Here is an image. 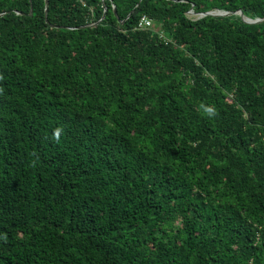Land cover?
Returning a JSON list of instances; mask_svg holds the SVG:
<instances>
[{
	"label": "trees",
	"instance_id": "trees-1",
	"mask_svg": "<svg viewBox=\"0 0 264 264\" xmlns=\"http://www.w3.org/2000/svg\"><path fill=\"white\" fill-rule=\"evenodd\" d=\"M0 14V264H264V0Z\"/></svg>",
	"mask_w": 264,
	"mask_h": 264
},
{
	"label": "water",
	"instance_id": "water-1",
	"mask_svg": "<svg viewBox=\"0 0 264 264\" xmlns=\"http://www.w3.org/2000/svg\"><path fill=\"white\" fill-rule=\"evenodd\" d=\"M47 9H48V0H45V14H47ZM189 13L194 15L192 9L189 10ZM31 14H32V7H30V11H29V15H31ZM231 14H239L241 16V18H243L244 21L250 22V23H256V22L262 21V19L251 20V19L245 17L241 10H238V11H235V12H229V11H223V10L216 9V10L206 11V12L202 13L201 15H199L198 17L206 16V15H213V16L226 15V16H228V15H231Z\"/></svg>",
	"mask_w": 264,
	"mask_h": 264
},
{
	"label": "built area",
	"instance_id": "built-area-1",
	"mask_svg": "<svg viewBox=\"0 0 264 264\" xmlns=\"http://www.w3.org/2000/svg\"><path fill=\"white\" fill-rule=\"evenodd\" d=\"M151 19L147 16H142L139 23H138V26L137 28L138 29H147L151 26Z\"/></svg>",
	"mask_w": 264,
	"mask_h": 264
},
{
	"label": "clouds",
	"instance_id": "clouds-1",
	"mask_svg": "<svg viewBox=\"0 0 264 264\" xmlns=\"http://www.w3.org/2000/svg\"><path fill=\"white\" fill-rule=\"evenodd\" d=\"M207 112H208L209 115L213 114V110L211 108L207 109Z\"/></svg>",
	"mask_w": 264,
	"mask_h": 264
}]
</instances>
